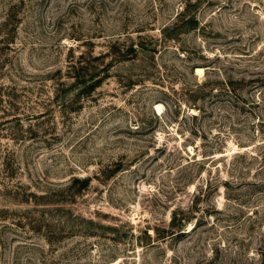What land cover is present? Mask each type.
Listing matches in <instances>:
<instances>
[{"label":"rangeland","instance_id":"1","mask_svg":"<svg viewBox=\"0 0 264 264\" xmlns=\"http://www.w3.org/2000/svg\"><path fill=\"white\" fill-rule=\"evenodd\" d=\"M0 264H264V0H0Z\"/></svg>","mask_w":264,"mask_h":264},{"label":"trees","instance_id":"2","mask_svg":"<svg viewBox=\"0 0 264 264\" xmlns=\"http://www.w3.org/2000/svg\"><path fill=\"white\" fill-rule=\"evenodd\" d=\"M186 17V13H184V12H181V13H179L178 15H177V17H176V19L174 20V22L172 23V26L171 27H175V26H177V24L179 23V22H181V20L182 19H184ZM195 20L196 19H194L193 17H192V21H190V22H195ZM228 88H229V91H232L230 88V84L228 85Z\"/></svg>","mask_w":264,"mask_h":264},{"label":"bare ground","instance_id":"3","mask_svg":"<svg viewBox=\"0 0 264 264\" xmlns=\"http://www.w3.org/2000/svg\"><path fill=\"white\" fill-rule=\"evenodd\" d=\"M196 71H197V74H202V73L204 72V70H203L202 68H197ZM156 110H157L158 112H161V111L164 110V106H163L162 104H157V105H156ZM160 114H161V113H160ZM194 114H195V113H194ZM192 229H193V228H192Z\"/></svg>","mask_w":264,"mask_h":264}]
</instances>
